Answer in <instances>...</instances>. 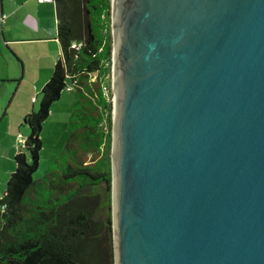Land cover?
I'll use <instances>...</instances> for the list:
<instances>
[{"label": "water", "instance_id": "1", "mask_svg": "<svg viewBox=\"0 0 264 264\" xmlns=\"http://www.w3.org/2000/svg\"><path fill=\"white\" fill-rule=\"evenodd\" d=\"M114 264H264V0H111Z\"/></svg>", "mask_w": 264, "mask_h": 264}, {"label": "trees", "instance_id": "2", "mask_svg": "<svg viewBox=\"0 0 264 264\" xmlns=\"http://www.w3.org/2000/svg\"><path fill=\"white\" fill-rule=\"evenodd\" d=\"M54 4L60 54L40 89L38 109L23 117L28 157L15 153L0 198V264H114L111 0ZM69 84L77 104L69 115L68 137L53 169L36 181L42 124ZM89 154L93 159L87 162Z\"/></svg>", "mask_w": 264, "mask_h": 264}, {"label": "rangeland", "instance_id": "3", "mask_svg": "<svg viewBox=\"0 0 264 264\" xmlns=\"http://www.w3.org/2000/svg\"><path fill=\"white\" fill-rule=\"evenodd\" d=\"M12 37L9 34L5 37L0 34V45H2L0 49V198L9 175L15 168L13 160L15 153L21 151L28 157L24 142L29 129L23 123V116L38 109L41 88L36 84L40 75H45L49 79L55 64L50 63L48 67L45 59H37L38 55L43 53V49L51 46L50 44L26 42V44L13 45L16 50L18 47L24 50L23 53L19 52L21 56H17L6 43V40ZM16 37L37 36L32 34ZM22 60L23 62L25 60V63ZM92 78H95V74ZM31 97L33 100H30ZM76 104L74 92L63 90L59 100L51 105L49 116L42 124L40 133L42 148L39 153L38 168L33 174L34 180H42L53 169L54 161L62 152L68 137L69 115ZM92 159V154L85 158L87 162Z\"/></svg>", "mask_w": 264, "mask_h": 264}, {"label": "crops", "instance_id": "4", "mask_svg": "<svg viewBox=\"0 0 264 264\" xmlns=\"http://www.w3.org/2000/svg\"><path fill=\"white\" fill-rule=\"evenodd\" d=\"M0 14L5 15L0 34L1 36L3 34L4 37L6 34L13 36L8 38L6 43L11 46L17 56H21L19 52L23 53L24 50L21 47L16 50L12 47L13 45L26 44V42L30 44H50L51 46L43 49V53L38 55L37 59H45L48 67L50 63H55L56 56H59L57 55L58 52L60 54V47L56 39L57 18L54 3L40 2L39 0H0ZM32 34L37 37H16L17 35L29 36ZM23 63H25V60ZM47 80L48 77L40 75L36 86L38 85L41 88ZM30 100H33V98L31 97Z\"/></svg>", "mask_w": 264, "mask_h": 264}, {"label": "built area", "instance_id": "5", "mask_svg": "<svg viewBox=\"0 0 264 264\" xmlns=\"http://www.w3.org/2000/svg\"><path fill=\"white\" fill-rule=\"evenodd\" d=\"M40 2H52L54 3V0H39ZM4 20H5V15L4 14H0V28H1V25L4 23ZM72 48H75V49H79L80 48V44H76V43H73L71 45ZM73 88V85L72 84H69L67 87H66V90L69 91V90H72ZM103 90H105V87L103 86ZM110 100L112 102V93H111V96H110ZM113 106V104H112ZM105 128V127H104ZM2 210L5 208V206H1Z\"/></svg>", "mask_w": 264, "mask_h": 264}]
</instances>
